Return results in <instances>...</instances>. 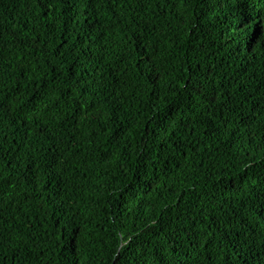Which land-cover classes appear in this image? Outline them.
Here are the masks:
<instances>
[{
    "label": "trees",
    "instance_id": "16d2710c",
    "mask_svg": "<svg viewBox=\"0 0 264 264\" xmlns=\"http://www.w3.org/2000/svg\"><path fill=\"white\" fill-rule=\"evenodd\" d=\"M264 0H0V264H264Z\"/></svg>",
    "mask_w": 264,
    "mask_h": 264
},
{
    "label": "snow or ice",
    "instance_id": "6c2138e0",
    "mask_svg": "<svg viewBox=\"0 0 264 264\" xmlns=\"http://www.w3.org/2000/svg\"><path fill=\"white\" fill-rule=\"evenodd\" d=\"M262 37H264V27H262L259 32L251 38L252 43L255 44L257 40H260ZM0 109H2V104H0Z\"/></svg>",
    "mask_w": 264,
    "mask_h": 264
}]
</instances>
